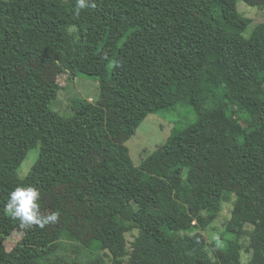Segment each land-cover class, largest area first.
<instances>
[{"label":"trees","instance_id":"obj_1","mask_svg":"<svg viewBox=\"0 0 264 264\" xmlns=\"http://www.w3.org/2000/svg\"><path fill=\"white\" fill-rule=\"evenodd\" d=\"M237 1L0 0V264H264V22L247 35ZM79 74L99 97L64 118L58 77ZM181 101L195 121L134 165L126 141ZM29 185L59 219L7 249L25 224L4 205ZM226 194L234 239L208 247Z\"/></svg>","mask_w":264,"mask_h":264},{"label":"rangeland","instance_id":"obj_2","mask_svg":"<svg viewBox=\"0 0 264 264\" xmlns=\"http://www.w3.org/2000/svg\"><path fill=\"white\" fill-rule=\"evenodd\" d=\"M237 11L241 16L252 21L246 32L247 35L255 25L264 22V7H251L242 0H238ZM58 84L60 90L55 99L51 102L50 108L64 118H70L73 116L71 108L72 100L81 99L96 102L99 97L98 82L83 74H79L71 79L68 75H61L58 77ZM205 106L209 107L210 105ZM195 119L196 114L182 101L178 102L171 109L148 115L138 126L135 134L125 143L133 164L139 166L148 155L166 141L175 128L193 123ZM38 155L39 147L28 152L17 171L18 178L23 179L27 176ZM233 202L234 196H228L226 194L225 201L222 204L221 211L217 214V218L210 224L207 230L201 232L208 247L214 243V240L220 237L226 242L234 239L233 235L225 233V225L230 219ZM40 211L42 215H45L47 212L44 209H41ZM32 226L33 225H24L19 229V232H16L5 242V247L7 249L11 248L17 239L21 237L22 233ZM250 227L251 225L247 228L250 229ZM132 233L136 234L135 231ZM127 239L128 241L132 240L131 234L127 235ZM241 243L243 246L248 245V239H242ZM250 257L251 254L249 252L242 251L241 264H248ZM102 264H110V262L104 257Z\"/></svg>","mask_w":264,"mask_h":264},{"label":"clouds","instance_id":"obj_3","mask_svg":"<svg viewBox=\"0 0 264 264\" xmlns=\"http://www.w3.org/2000/svg\"><path fill=\"white\" fill-rule=\"evenodd\" d=\"M77 9L87 6L86 0H77ZM40 191L34 186H17L8 194L4 209L14 220H19L21 224L35 225L43 229L50 223H55L59 219L58 212L42 215L40 205Z\"/></svg>","mask_w":264,"mask_h":264}]
</instances>
